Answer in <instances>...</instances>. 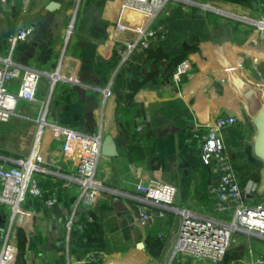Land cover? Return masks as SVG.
Wrapping results in <instances>:
<instances>
[{"label": "crops", "instance_id": "crops-1", "mask_svg": "<svg viewBox=\"0 0 264 264\" xmlns=\"http://www.w3.org/2000/svg\"><path fill=\"white\" fill-rule=\"evenodd\" d=\"M190 1L205 3L170 2L158 20L149 49L139 47L123 56L120 50L136 37L130 29L144 21L125 9L123 0L0 2V57L7 54L8 38L17 28L33 23L37 31L45 23L44 37L17 43L13 60L51 73L62 56V74L78 83H55L47 121L79 133L99 134L101 145L105 137H111L116 151L114 156L101 152L96 169L101 193L90 213L91 221L75 206L79 192L73 181L66 184L64 177L52 173L36 176L43 195L28 197L17 218L20 255L16 264H159V257L169 264L182 222L179 211L203 214L211 210L209 189L217 174L201 161L199 136L219 116L236 118L222 132V139L240 185L255 184L247 201L256 203L264 193V163L253 152L255 132L233 85L227 82L233 76L258 87L264 103V40L246 22L206 12ZM211 1L249 18L264 14L261 0ZM73 16V30L65 45L64 32ZM160 32L165 33L163 39ZM185 61L189 70L176 83L173 73ZM49 81L42 74L38 103L48 96ZM18 84L13 79L7 89L16 91ZM38 107L18 101L15 115L0 122V157L8 164L29 153ZM41 154L50 162L57 158L49 136L43 138ZM244 164L252 176L242 185ZM60 166V173L69 168L72 175L76 152ZM151 179L170 184L177 192L171 205L146 204L155 216L142 228L133 223L144 204L136 186ZM51 198L56 203L47 206L46 200ZM88 222L92 227L82 236L85 227H78ZM237 233L235 246L243 248L242 254L228 251L225 264H247L264 252V239ZM139 236L140 241L134 242ZM138 242L143 243L142 249L136 247ZM153 246L159 249L156 258L149 255ZM96 254L98 260L91 259ZM174 263L196 264L178 259Z\"/></svg>", "mask_w": 264, "mask_h": 264}, {"label": "built area", "instance_id": "built-area-1", "mask_svg": "<svg viewBox=\"0 0 264 264\" xmlns=\"http://www.w3.org/2000/svg\"><path fill=\"white\" fill-rule=\"evenodd\" d=\"M5 1L0 0V2ZM172 1L184 2V0H123V7L139 14L144 21L141 25L130 29L136 37L120 50V56L125 53L131 54L139 47L144 50L149 49L157 35L159 17ZM190 4L199 6L206 12L246 22L255 28L259 39L264 40V14L262 12L257 18H249L225 10L213 3L190 1ZM73 22L74 16L64 32L65 45L72 33ZM35 31L36 26L33 23H26L17 28L8 38L7 54L0 57V122H7L15 115L18 101L36 103L39 106L33 120L35 133L29 153L23 158L14 159L13 164H8L7 159L0 157V219L2 220L0 222V264L17 263L20 255L19 236L16 230L17 218L22 213L23 203L28 197L43 195L42 189L36 182L37 175L52 173L64 177L66 184H71L73 181L78 186L79 192L75 206L88 214L87 221L92 220L90 213L96 207L101 193V185L96 180V169L101 155V135L79 133L50 123L46 118L55 83L78 85L76 81L62 74L64 67L62 56L56 69L51 73H41L38 70L24 67L12 58L17 43L30 39ZM164 34L160 32L159 38L163 39ZM189 67L188 61L180 63L173 73V80L176 83L180 82ZM42 74L50 78V91L48 96L38 103L36 92ZM13 79L19 80L18 88L16 91H9L7 85ZM235 123L234 116H219L199 136L201 161L203 165L212 166L217 174L216 182L209 189L212 207L210 211L205 212L204 210L203 214H196L187 209L179 211L182 213V222L170 263L172 260L179 259L196 264H225L224 258L230 247L233 233L242 232L264 239V193L256 203L247 201V197L255 190V184L250 182L245 187L240 185L238 173L233 167L229 151L222 139V132ZM47 136L55 143L57 149V158L52 162L46 160L41 154V144L43 138ZM74 151L76 152L74 172L71 175L70 169L67 168V171L60 173L61 161L69 159ZM136 190L141 193L144 204L140 207L138 215L133 218V223L142 228L147 227L155 216L146 204L171 205L177 192L174 186L152 179L146 184H138ZM55 203L54 198L46 200L47 206H53ZM157 215L162 214L159 212ZM70 225L71 218L67 222V226L70 227ZM84 227L85 225L82 224L78 229L82 230ZM98 255H91V259L98 260ZM247 264H264V252H260Z\"/></svg>", "mask_w": 264, "mask_h": 264}, {"label": "water", "instance_id": "water-1", "mask_svg": "<svg viewBox=\"0 0 264 264\" xmlns=\"http://www.w3.org/2000/svg\"><path fill=\"white\" fill-rule=\"evenodd\" d=\"M47 26L45 23L39 25L38 30L31 36V39L33 41H40L47 32ZM221 62L226 68H230L227 61L222 60ZM227 82L233 85L235 93L242 102L245 117L252 124L251 130L255 132L253 138L254 155L264 163V103L260 99V90L258 87L246 83L239 77L231 76ZM101 152L106 153L107 156L116 155L115 145L111 137L104 138ZM143 246L142 242L136 244V247L139 249H142Z\"/></svg>", "mask_w": 264, "mask_h": 264}, {"label": "rangeland", "instance_id": "rangeland-1", "mask_svg": "<svg viewBox=\"0 0 264 264\" xmlns=\"http://www.w3.org/2000/svg\"><path fill=\"white\" fill-rule=\"evenodd\" d=\"M203 2H208V3H213V4H216V6L218 5V6H221L219 3H217V2H215V1H211V0H205V1H203ZM163 14H164V12L161 14V16L159 17V19L163 16ZM34 128H35V125H34ZM27 136V135H26ZM26 136L25 137H23V138H26ZM9 142H11V140H9ZM0 145H1V142H0ZM238 237H239V233H233L232 234V240L230 241V247H229V249H228V251H230V253H234V254H236V255H239V256H241V254H242V250H243V248H238L237 246H235V241H236V239H238ZM137 241H140V236L138 237V239L136 240L135 239V241L134 242H137ZM134 242L132 243L133 245H134ZM124 249V248H123ZM158 248H156L155 246H153L152 247V253H150L149 252V255L151 256V257H158V254H157V252H158ZM159 260H158V263L159 264H166V261H165V263H164V259H161L160 257L158 258ZM177 259H175V260H172V262L170 263L169 262V264H175L174 262L176 261ZM179 260V259H178Z\"/></svg>", "mask_w": 264, "mask_h": 264}, {"label": "trees", "instance_id": "trees-1", "mask_svg": "<svg viewBox=\"0 0 264 264\" xmlns=\"http://www.w3.org/2000/svg\"><path fill=\"white\" fill-rule=\"evenodd\" d=\"M223 1H230V0H223ZM262 2H264V0H261ZM241 184L244 185L246 183V181L252 176L251 175V170L249 168V166L247 164H244L241 168ZM257 179V178H254ZM88 223H86L85 228L83 230L82 236H85L88 234V231L90 230V228L92 227V225Z\"/></svg>", "mask_w": 264, "mask_h": 264}]
</instances>
